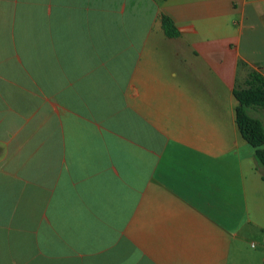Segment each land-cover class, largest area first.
Segmentation results:
<instances>
[{"label":"crops","instance_id":"1","mask_svg":"<svg viewBox=\"0 0 264 264\" xmlns=\"http://www.w3.org/2000/svg\"><path fill=\"white\" fill-rule=\"evenodd\" d=\"M252 70L264 0H0V264H240Z\"/></svg>","mask_w":264,"mask_h":264},{"label":"trees","instance_id":"2","mask_svg":"<svg viewBox=\"0 0 264 264\" xmlns=\"http://www.w3.org/2000/svg\"><path fill=\"white\" fill-rule=\"evenodd\" d=\"M162 28L169 38H177L180 33L174 21L161 15ZM233 94L238 102L236 124L243 139L255 149V160L264 168V123L252 114L261 112L264 115V76L257 70L248 73L243 87L235 88Z\"/></svg>","mask_w":264,"mask_h":264},{"label":"rangeland","instance_id":"3","mask_svg":"<svg viewBox=\"0 0 264 264\" xmlns=\"http://www.w3.org/2000/svg\"><path fill=\"white\" fill-rule=\"evenodd\" d=\"M239 87H243V84L239 83ZM253 115L259 116L264 122V115L261 112H252ZM253 244L255 247H253ZM240 264H264V234L258 233L257 238H253L250 242H246L243 245V250L240 256Z\"/></svg>","mask_w":264,"mask_h":264},{"label":"built area","instance_id":"4","mask_svg":"<svg viewBox=\"0 0 264 264\" xmlns=\"http://www.w3.org/2000/svg\"><path fill=\"white\" fill-rule=\"evenodd\" d=\"M253 247H255V245L253 244Z\"/></svg>","mask_w":264,"mask_h":264}]
</instances>
